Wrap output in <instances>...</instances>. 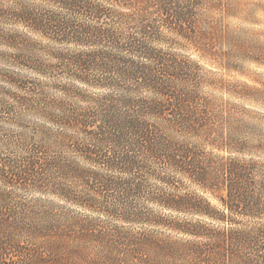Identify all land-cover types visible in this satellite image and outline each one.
<instances>
[{"label":"trees","instance_id":"1","mask_svg":"<svg viewBox=\"0 0 264 264\" xmlns=\"http://www.w3.org/2000/svg\"><path fill=\"white\" fill-rule=\"evenodd\" d=\"M124 5L137 9L122 15L126 42L109 23ZM0 44L19 68L100 90L61 86L56 99L43 82L7 78L20 93L7 94L6 115L36 114L54 129L9 139L25 156L0 165V182L53 199L0 187V264H264V163L207 151L244 153L251 132L232 107L203 99L201 65L175 51L229 72L264 67V3L0 1ZM256 89L236 93L251 99ZM187 183L226 196L215 203Z\"/></svg>","mask_w":264,"mask_h":264},{"label":"rangeland","instance_id":"2","mask_svg":"<svg viewBox=\"0 0 264 264\" xmlns=\"http://www.w3.org/2000/svg\"><path fill=\"white\" fill-rule=\"evenodd\" d=\"M2 3L7 4L11 0H0ZM252 3H264V0H248ZM112 7V6H111ZM113 17L110 20V24L115 28H118L117 34L118 37L123 40L122 42L127 41L128 31L125 26H129L125 20H123L122 15H135L137 9L135 6L124 5V6H114L113 8ZM154 16H158L157 13H154ZM231 22L232 25L239 24L238 20L229 18L228 22ZM132 26V25H131ZM15 28V27H14ZM135 30L137 27L134 26ZM22 31L20 28H16ZM42 41V40H40ZM46 41H42L40 44L41 48L47 47ZM56 47L55 45H51ZM70 49H74L73 46ZM177 54L193 59L198 62L202 67V73L204 74L203 85L201 88V96L206 102L215 108L216 110L221 108H230L232 107L235 110V116L237 117L235 124L241 123L246 130H250L251 133H246L250 137V144L246 147L244 153H238L234 149L229 152L225 150H218L212 146H206L208 152L214 154L217 158L228 157L236 159H246L254 160L256 162L264 163V148H259V141L256 137L258 134L264 135V67L258 65L254 62H244L242 63V70L229 72L225 69L219 68L217 65H214L212 62L205 61L201 58L200 53L193 51V49L188 48H177ZM14 50H11L9 47L0 44V165L4 163L9 157L25 156V152H18V149L15 147L8 148L9 139L17 138V141H20L22 138L29 137V139L40 141L41 137L36 134L40 131H46V128L54 129L52 125L43 120L40 116L36 114L26 113L20 121L13 122L12 115L8 117L6 115L7 106L5 101L7 100V94L10 92L20 91L16 88L15 85L8 82L9 76L16 74L15 76L19 79L25 80L31 78L32 81L43 82L46 90L49 92L51 98H61L62 93L58 90L61 86H77L86 91V93H95L100 90L89 89L84 84L75 82L68 77L63 76L62 74H57L56 72L52 73L51 76H40L35 72L26 70L24 68L17 67L14 64L12 58V53ZM52 59V58H51ZM51 59L45 58L47 62ZM245 86L257 88L256 90H247L251 93V99L245 97L236 92H242L245 90ZM22 93V92H21ZM148 92L143 91L139 93V96H147ZM64 96V95H63ZM8 118V119H7ZM37 128V129H35ZM264 145V140L262 142ZM251 149H254L250 152ZM16 154V155H15ZM0 187L6 192L14 193L15 195L28 199H53V197L47 193H41L39 190H21L19 188V183L5 187L4 184L0 182ZM187 189L196 194L208 196L215 203L218 202L220 197L226 196V191L224 188H216L213 190V193H204L202 188L197 184H186ZM204 221H209L204 219ZM170 232H167V235ZM174 237L175 234H170ZM181 237V236H180ZM1 259V258H0ZM1 264H10L8 261L3 260Z\"/></svg>","mask_w":264,"mask_h":264}]
</instances>
